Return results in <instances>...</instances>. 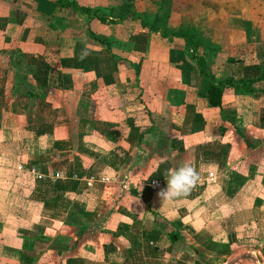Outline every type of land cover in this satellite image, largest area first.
Listing matches in <instances>:
<instances>
[{
	"label": "crops",
	"instance_id": "crops-1",
	"mask_svg": "<svg viewBox=\"0 0 264 264\" xmlns=\"http://www.w3.org/2000/svg\"><path fill=\"white\" fill-rule=\"evenodd\" d=\"M65 1L90 14L0 0V264H264V94L209 106L184 40L141 24L192 29L217 80L255 79L264 0ZM185 160L197 185L163 201Z\"/></svg>",
	"mask_w": 264,
	"mask_h": 264
},
{
	"label": "trees",
	"instance_id": "trees-1",
	"mask_svg": "<svg viewBox=\"0 0 264 264\" xmlns=\"http://www.w3.org/2000/svg\"><path fill=\"white\" fill-rule=\"evenodd\" d=\"M57 3L59 6H66V5L73 6L81 12L90 14L89 8L79 6L75 2L58 0ZM91 16L92 17L96 16L98 19L102 21L105 20V17L97 14L95 10L92 12ZM126 17L127 16L120 15L118 19L122 20L123 18ZM158 21L159 19L156 16L153 18V21L151 23H146L142 21L141 24L143 27L148 26V28H150L152 31L155 32L159 31L161 36L166 37L168 39L177 37V38H182L184 40L186 48L191 50V58L195 61V65L196 68L198 69L199 74L207 79L208 83H207L206 99L209 106H219L221 104L222 94L224 92V89L228 86H231L235 89H241L243 92L247 94H250L254 91H261L264 94V85L262 87L254 85L255 83L261 80L264 81V72L261 73L260 76L255 79H243V78H234L228 76L225 80H217L214 74L208 71L206 68L207 61L204 55V51L206 50V47H203L202 43L197 38L196 33L192 29H188V28H180L176 31L168 32L163 26L159 25ZM235 129L237 133H240V131L237 128ZM142 135L143 133L139 135V139L141 138ZM115 137H113L112 134H110V138L116 139ZM167 237L171 243H174L177 240H183L181 230L171 223L167 224ZM170 264H174L173 258Z\"/></svg>",
	"mask_w": 264,
	"mask_h": 264
},
{
	"label": "clouds",
	"instance_id": "clouds-1",
	"mask_svg": "<svg viewBox=\"0 0 264 264\" xmlns=\"http://www.w3.org/2000/svg\"><path fill=\"white\" fill-rule=\"evenodd\" d=\"M165 176L167 186L158 193L163 201L188 194L200 179L196 168L186 160L182 161L178 167L169 169Z\"/></svg>",
	"mask_w": 264,
	"mask_h": 264
},
{
	"label": "built area",
	"instance_id": "built-area-1",
	"mask_svg": "<svg viewBox=\"0 0 264 264\" xmlns=\"http://www.w3.org/2000/svg\"><path fill=\"white\" fill-rule=\"evenodd\" d=\"M30 171L32 173H34L38 179H43L44 178V175L42 173H39L35 168L32 167L30 169ZM49 178H51V179L59 178V174L58 173H55L54 175H51ZM212 178H213L212 173H209V179L212 180ZM149 184L153 188L160 186V183L157 180H152ZM122 188L123 189H126L127 186L126 185H123Z\"/></svg>",
	"mask_w": 264,
	"mask_h": 264
}]
</instances>
